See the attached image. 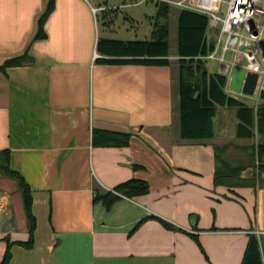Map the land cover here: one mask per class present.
Masks as SVG:
<instances>
[{"label":"crops","instance_id":"crops-1","mask_svg":"<svg viewBox=\"0 0 264 264\" xmlns=\"http://www.w3.org/2000/svg\"><path fill=\"white\" fill-rule=\"evenodd\" d=\"M48 1L0 0V66L24 56L0 70V152L29 187L35 219L32 248L13 245L10 264H70L67 253L72 264H243L252 236L264 264V187L248 170L215 179V147L231 163L226 151L249 140L181 139L175 57L95 64L106 54L99 41L151 39L157 1L53 0L45 37L34 39ZM93 130L130 139L95 147ZM132 179L149 193L109 210L94 202L95 187L116 194Z\"/></svg>","mask_w":264,"mask_h":264},{"label":"trees","instance_id":"trees-1","mask_svg":"<svg viewBox=\"0 0 264 264\" xmlns=\"http://www.w3.org/2000/svg\"><path fill=\"white\" fill-rule=\"evenodd\" d=\"M165 2L157 1L155 5L156 21L152 24L151 39L136 41H99L97 52L101 57L95 59L97 65H142V66H170L171 57H175L177 72V93L179 107L180 137L190 141H205L214 137V119L220 109H228L235 113V137L239 140H253L256 136L264 141V96L257 108L226 94V76L219 73H209L204 57L213 51L217 30L208 26V17L204 14L176 9L173 16L176 25V49L171 55L169 45L170 9ZM53 9V0H49L43 13L37 21V32L34 39L45 37L43 25ZM108 46L106 50H102ZM26 55V54H25ZM103 55H106L105 57ZM24 56L8 60L0 66L4 70L8 66L21 65ZM122 138V139H120ZM130 135H119L101 130H93L92 144L95 147L125 146ZM252 163L235 166L227 160H222L221 153L225 147H215V158L221 163L216 169L217 182L220 178H232L236 174L253 170V184L264 187V142L250 147ZM246 149V147L244 148ZM248 166V167H247ZM0 175L16 184V191L20 194L23 212L26 219V229L29 235L26 242H10L7 238L6 250L0 264H10L13 245L27 249L33 246V232L35 219L31 212V192L23 178L10 170V154L0 152ZM94 202H101L109 210L121 197L134 199L149 193L148 184L143 180L132 179L115 188V193L102 191L95 187ZM166 224V223H164ZM168 226V225H166ZM243 264H262L257 239L252 236L248 242Z\"/></svg>","mask_w":264,"mask_h":264},{"label":"built area","instance_id":"built-area-1","mask_svg":"<svg viewBox=\"0 0 264 264\" xmlns=\"http://www.w3.org/2000/svg\"><path fill=\"white\" fill-rule=\"evenodd\" d=\"M172 8L195 11L208 17V26L217 30L215 46L204 57L215 61L217 73L226 76L225 92L236 98L229 88L231 74L241 68L245 74L257 75L253 96H264V0H156ZM225 12L222 13V6ZM95 15L103 8H92ZM229 56V58H228ZM237 99V98H236Z\"/></svg>","mask_w":264,"mask_h":264},{"label":"rangeland","instance_id":"rangeland-1","mask_svg":"<svg viewBox=\"0 0 264 264\" xmlns=\"http://www.w3.org/2000/svg\"><path fill=\"white\" fill-rule=\"evenodd\" d=\"M169 10H170V16H172L170 17L169 45H170V50L172 51L173 54L175 53L174 51L176 49V25L173 16H175L177 11L172 7ZM223 12H225V5L222 6V13ZM155 23L156 21L152 20L151 24H155ZM206 68L209 73L217 72V65L215 61H207ZM236 98L254 108H257L262 103L261 98L256 96L249 97L241 94V95H237ZM236 123L237 121L235 118V113L233 111L225 108L220 109L217 118L214 119V134H216L215 137L217 136L216 138H218V140L223 142L224 144L227 143L238 144L237 141L239 140H237L236 137H234L235 135L233 134L235 133ZM260 142H264V141L260 139L259 136H256L254 141L253 140L241 141L240 145L245 144L243 146L246 147L244 151L242 150L244 147H241V150H239L238 153L226 151L225 156H227L228 159H232L231 163L233 165L235 164V166L236 165L243 166L244 162H246L247 165H249L252 163V156L250 155L251 150L249 147L252 144L257 145ZM247 170L253 172L252 168H249ZM237 181H240V179L238 178L233 180V182L235 183ZM242 181L243 180H241L240 182ZM249 181L252 182L253 179ZM26 227L27 226H26L25 214L23 212L20 194L16 191V184L14 183L13 180H10L9 178L0 175V233L3 234L2 241L5 242L6 241L5 239L7 238L12 239L13 235L19 236L20 234H27ZM64 246H66V243ZM58 252L59 251L57 249L53 254L52 258L57 259L59 261L60 254H58ZM64 255H65V260L63 262L66 263L67 261L70 264H72L74 259V258L72 259V256L74 255L70 253ZM61 259L63 258L61 257Z\"/></svg>","mask_w":264,"mask_h":264},{"label":"water","instance_id":"water-1","mask_svg":"<svg viewBox=\"0 0 264 264\" xmlns=\"http://www.w3.org/2000/svg\"><path fill=\"white\" fill-rule=\"evenodd\" d=\"M256 84V74H245L243 69L235 68L231 74L229 88L231 91L251 97L255 93Z\"/></svg>","mask_w":264,"mask_h":264}]
</instances>
